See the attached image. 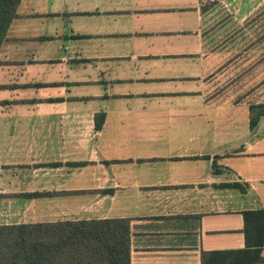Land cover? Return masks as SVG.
<instances>
[{"label": "crops", "instance_id": "1", "mask_svg": "<svg viewBox=\"0 0 264 264\" xmlns=\"http://www.w3.org/2000/svg\"><path fill=\"white\" fill-rule=\"evenodd\" d=\"M207 4L20 0L0 47V226L123 218L129 264H251L264 115L250 126Z\"/></svg>", "mask_w": 264, "mask_h": 264}, {"label": "trees", "instance_id": "2", "mask_svg": "<svg viewBox=\"0 0 264 264\" xmlns=\"http://www.w3.org/2000/svg\"><path fill=\"white\" fill-rule=\"evenodd\" d=\"M20 0H0V47ZM216 1H209L211 8ZM250 126L264 115V102L250 106ZM100 130L105 114L95 115ZM246 247L251 264L263 261L264 210L244 211ZM0 264H129L127 219H90L0 226ZM241 264V263H240ZM242 264H250L243 262Z\"/></svg>", "mask_w": 264, "mask_h": 264}, {"label": "rangeland", "instance_id": "3", "mask_svg": "<svg viewBox=\"0 0 264 264\" xmlns=\"http://www.w3.org/2000/svg\"><path fill=\"white\" fill-rule=\"evenodd\" d=\"M211 29L228 56L236 59L230 71L242 79L249 102H264V0H213Z\"/></svg>", "mask_w": 264, "mask_h": 264}, {"label": "built area", "instance_id": "4", "mask_svg": "<svg viewBox=\"0 0 264 264\" xmlns=\"http://www.w3.org/2000/svg\"><path fill=\"white\" fill-rule=\"evenodd\" d=\"M208 1H213V0H208Z\"/></svg>", "mask_w": 264, "mask_h": 264}]
</instances>
